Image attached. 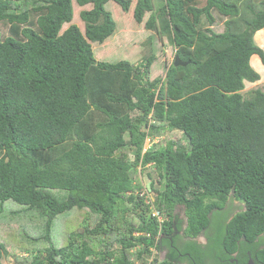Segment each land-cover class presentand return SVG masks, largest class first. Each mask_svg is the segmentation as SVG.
Listing matches in <instances>:
<instances>
[{
    "label": "trees",
    "instance_id": "trees-1",
    "mask_svg": "<svg viewBox=\"0 0 264 264\" xmlns=\"http://www.w3.org/2000/svg\"><path fill=\"white\" fill-rule=\"evenodd\" d=\"M111 1L133 7L138 24L149 13L150 37L190 62L151 78L157 49L138 63L97 58L117 30ZM0 21L9 24L0 33V214L13 201L22 207L12 214L37 211L45 224L39 236L27 220L4 225L0 264L6 254L22 264H147L151 248L149 264H221L246 250L264 264V91L241 92L260 78L251 55L264 65L253 39L264 0H0ZM160 128L185 142L143 152ZM139 163L156 170L145 185L132 176ZM230 195L244 208L228 219ZM72 209L77 224L55 231Z\"/></svg>",
    "mask_w": 264,
    "mask_h": 264
},
{
    "label": "rangeland",
    "instance_id": "rangeland-1",
    "mask_svg": "<svg viewBox=\"0 0 264 264\" xmlns=\"http://www.w3.org/2000/svg\"><path fill=\"white\" fill-rule=\"evenodd\" d=\"M111 2L112 3H109V6L113 5V11L117 12V17L115 18L117 30L115 31V34L112 38H108L104 43L96 45V50L94 53L95 56L97 58H100L101 60L110 62L127 58L132 63H138L142 59L144 60V58H146L151 51L153 52V49H157L156 55L158 57V60H155L156 62H154L151 66L150 77L154 78L157 76H163L165 74L166 66H168L173 61L175 53L174 46L172 44H167L166 42L164 43L163 41H166V39L161 41L155 36L150 37L151 34L149 33L151 32H147L143 26V23L148 18L149 13H146L143 22L138 24L135 22V20L132 19L133 7H131L129 11H124L117 3H114L113 1ZM214 13L216 16V22L212 25V27L215 31L221 32L223 30L224 18L219 16L216 11ZM126 19L128 20L126 21ZM75 21H77V19H75ZM8 27L9 24L0 21V33L2 37H5L8 34ZM107 43H109V46H105L107 45ZM256 88H260L264 91V76L263 79H260L255 84H250L247 89H244L241 92L244 95H247L248 91ZM175 138L179 139V141H181L182 143L185 142V138L179 130L160 128L158 131H156V135H149L147 139H145L143 146L144 149H147L152 143H157V141L161 140L165 142L169 139ZM150 139H152L153 142H151ZM129 156H133L132 152H129ZM131 169L132 176L134 177L135 181L140 183L141 185H145L148 182L150 176L155 177L156 175V170H154V168L150 164L143 166L141 165V163H139L137 164V166H135V168ZM163 185L164 183L160 185V187L163 188ZM229 197L230 198L228 199V202L230 203L227 205L226 210L228 211V217L230 218L238 211H241L244 208V204L241 201H237L235 198H232L231 195ZM4 206L5 211L4 213L0 214V240L7 238V236L4 235V233H6V228L4 227V225L13 222L23 223V221L26 220L27 222H33V224L35 225V228L33 230L35 236H39L42 230L44 232V219L39 212L32 211V214H30L28 211V213H26L27 218L25 220V218H23L22 216H18L17 214H12L10 212L12 208L18 209L22 207L21 205L14 203L13 201H6ZM183 210L184 206H178L176 208V212L179 213L180 216L185 220ZM68 214L69 216L66 217V215ZM77 217L78 213L76 212V209H72L61 214L60 218L57 219L56 224H53V227H55L54 230L57 231L58 229L56 228H61L66 224H68L69 228L74 227L78 221ZM28 218L31 219V221L28 220ZM218 222L219 219H212V224L214 226L218 225ZM17 235L20 238L21 236L25 237L24 229H19ZM62 240V236L59 237L57 236V234H53L54 242L62 243ZM21 253L22 252H20L19 254ZM163 256L164 251L159 254L160 258ZM2 259L4 264H22L16 263L13 255H3Z\"/></svg>",
    "mask_w": 264,
    "mask_h": 264
},
{
    "label": "crops",
    "instance_id": "crops-1",
    "mask_svg": "<svg viewBox=\"0 0 264 264\" xmlns=\"http://www.w3.org/2000/svg\"><path fill=\"white\" fill-rule=\"evenodd\" d=\"M253 39H254V42L264 50V27L261 28V29H259V30H257V31L254 33ZM250 63H251V65H252V67H253V68L259 73L260 78H259L258 80H256V81H253V82H250V81L245 80V81H244V88H243L242 90L247 89L248 86H249L250 84H255V83H257L260 79H263V76H264V65L262 64V62H261V60H260V58H259V56H258L257 54H252V55H251V57H250ZM242 90H241V91H242ZM150 141L153 142L152 139H150ZM229 198H230V197H228V199H229ZM228 201H229V200H227V202H226L224 208L228 205V203H230V202H228ZM237 201H238V200H237ZM178 206H182V205H176L175 210H174L175 213H177V212H176V208H177ZM183 215H185V214H184V210H183ZM178 217L181 218V219L184 221L183 226H184V228H185V226H186V217H185V220H184V219L180 216L179 213H178ZM183 226H182V228H183ZM182 232H183V230H180V233H182ZM197 238H198V239H197ZM197 238H195V239H197V240H199V241H201V242H202V239L204 240V238L202 237V235H198Z\"/></svg>",
    "mask_w": 264,
    "mask_h": 264
},
{
    "label": "flooded vegetation",
    "instance_id": "flooded-vegetation-1",
    "mask_svg": "<svg viewBox=\"0 0 264 264\" xmlns=\"http://www.w3.org/2000/svg\"><path fill=\"white\" fill-rule=\"evenodd\" d=\"M229 204V203H228ZM227 206L224 208V210H226ZM228 210H229V207H228ZM228 212V211H227ZM231 218V217H230ZM229 219V217H228ZM202 237L204 238V240L201 242L203 244V246H206L209 244L207 238L201 234ZM264 244L260 245V246H263ZM205 261H208V262H211V263H216L217 260L214 262V261H211V260H204ZM218 261H220V263H224V264H258V262L253 259L252 255L250 254V251L249 250H246L244 253H242L241 255H238V252H234L232 254V257L230 259H225V258H219ZM241 261V262H240ZM180 264H190V263H187V262H181Z\"/></svg>",
    "mask_w": 264,
    "mask_h": 264
},
{
    "label": "built area",
    "instance_id": "built-area-1",
    "mask_svg": "<svg viewBox=\"0 0 264 264\" xmlns=\"http://www.w3.org/2000/svg\"><path fill=\"white\" fill-rule=\"evenodd\" d=\"M145 198H146V201H151L153 199L152 195L147 194V193L145 194ZM152 215L157 216L160 221L163 220V218L161 217L159 211L154 209V208H153V211H152ZM135 234H137V233H135ZM151 250L153 251V253L151 255V258L149 259V262L151 261L152 257L157 253L154 248H151ZM149 262L147 264H149ZM141 264H144V263H141Z\"/></svg>",
    "mask_w": 264,
    "mask_h": 264
},
{
    "label": "water",
    "instance_id": "water-1",
    "mask_svg": "<svg viewBox=\"0 0 264 264\" xmlns=\"http://www.w3.org/2000/svg\"><path fill=\"white\" fill-rule=\"evenodd\" d=\"M189 62H190V60L182 61V60L179 58L178 55H174V58H173V65H174V66H178V65L185 66V65H187Z\"/></svg>",
    "mask_w": 264,
    "mask_h": 264
},
{
    "label": "clouds",
    "instance_id": "clouds-1",
    "mask_svg": "<svg viewBox=\"0 0 264 264\" xmlns=\"http://www.w3.org/2000/svg\"><path fill=\"white\" fill-rule=\"evenodd\" d=\"M146 149H144V146H143V152L145 151Z\"/></svg>",
    "mask_w": 264,
    "mask_h": 264
},
{
    "label": "bare ground",
    "instance_id": "bare-ground-1",
    "mask_svg": "<svg viewBox=\"0 0 264 264\" xmlns=\"http://www.w3.org/2000/svg\"><path fill=\"white\" fill-rule=\"evenodd\" d=\"M198 239V238H197ZM202 241H203V239H202Z\"/></svg>",
    "mask_w": 264,
    "mask_h": 264
}]
</instances>
